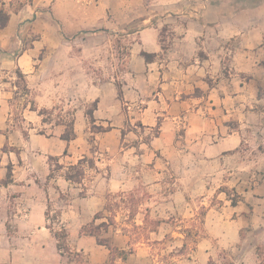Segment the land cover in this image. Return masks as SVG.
Segmentation results:
<instances>
[{
    "label": "crops",
    "instance_id": "0c3cea01",
    "mask_svg": "<svg viewBox=\"0 0 264 264\" xmlns=\"http://www.w3.org/2000/svg\"><path fill=\"white\" fill-rule=\"evenodd\" d=\"M0 7L9 16L0 28V264H75L74 253L108 264L110 251L81 230L104 223L94 218L108 198L136 189L147 192L150 208L164 207L165 219L190 222L197 205L204 210L196 243L190 227L176 225L183 254L170 264H207L212 252L242 250L243 234L264 222V0H0ZM163 29L171 37L165 49ZM120 33L133 43L124 94L157 85L159 101L118 99L112 81L88 83L70 63L66 47ZM17 68L29 90L18 124ZM65 108L70 141L53 120ZM82 159L93 165L81 166L79 183L68 181V168ZM225 188L237 191L235 203ZM159 225L152 234H165ZM57 228L66 234L61 250ZM146 248L125 263L147 264Z\"/></svg>",
    "mask_w": 264,
    "mask_h": 264
},
{
    "label": "rangeland",
    "instance_id": "374dc122",
    "mask_svg": "<svg viewBox=\"0 0 264 264\" xmlns=\"http://www.w3.org/2000/svg\"><path fill=\"white\" fill-rule=\"evenodd\" d=\"M89 4V3H87ZM171 39L170 33L162 30L160 34V44L163 49L169 46V40ZM133 43L130 39L122 37V34L113 37H101L98 39L83 38L77 41L75 44H71L66 47L65 51L68 54L70 63H77L76 67H81V74L85 70L88 83L98 84L101 82L112 81L117 89V98L127 101H136L141 104L146 99L158 100L159 86L154 85L152 90H148L141 86L135 89L133 92L125 93L122 90L123 85L126 84V78L128 77V61L132 53ZM135 51L138 47L134 48ZM81 52V53H80ZM146 54V53H144ZM142 55V53H141ZM143 57V56H142ZM151 58L149 59L152 60ZM144 58V57H143ZM145 60V59H144ZM159 60V59H158ZM148 61V62H149ZM14 70L13 84L14 95L12 96V114L13 120L16 124L20 121V111L22 110V101L26 99V96L21 91L20 81ZM93 106L88 105V111L91 112ZM45 120L50 119L47 112H41ZM54 123L69 125L72 121L71 108L61 109L56 112ZM90 130L93 133H97L93 127L101 128L104 130L105 126H92L89 125ZM66 130V129H65ZM137 131V129H136ZM156 132L154 128L152 134ZM92 137L88 136V142ZM91 161V160H89ZM54 164V163H53ZM68 173V171H67ZM225 197L235 203L238 200V193L233 188H225ZM147 192L136 189L133 192L126 193L124 195L114 196L107 199L104 206V211L100 215L105 219L104 223L108 225L107 232H100L99 236L110 243L113 242V253L108 264H126L125 261L132 254V251L142 248L143 245H148L151 248H146L144 258L147 260V264H153L151 260L161 261L164 264H170L179 255L183 254V251L176 246L177 236L173 234L175 227L188 226L190 227L188 240L196 243L197 236L200 235L201 221L204 214L203 208L199 205L196 206V215L190 221H184L180 223L182 218L175 220V216L165 219L168 215L160 214L159 211L164 207L159 208L158 204H153L150 208L147 204ZM155 208V209H154ZM154 209V210H153ZM110 219L112 220L110 222ZM161 225L162 232L165 234L154 235L152 233L158 232V227ZM58 230L57 233H60ZM118 236V237H115ZM95 238V237H94ZM96 240V238H95ZM97 242V241H96ZM242 250L238 247H232L231 249L212 252L207 264H264V222H262L256 229L251 231V234H243ZM246 249V251H245ZM188 252H185V257H188ZM75 264H86V258L82 254H71ZM143 260V257L140 258ZM182 261V260H181ZM197 264H202L197 262Z\"/></svg>",
    "mask_w": 264,
    "mask_h": 264
},
{
    "label": "trees",
    "instance_id": "16d2710c",
    "mask_svg": "<svg viewBox=\"0 0 264 264\" xmlns=\"http://www.w3.org/2000/svg\"><path fill=\"white\" fill-rule=\"evenodd\" d=\"M8 14L3 10L2 7H0V28H3L6 24H7V21H8ZM142 56L144 57L145 61L148 62L149 59L151 58V55H148V54H144L142 53ZM19 81H20V85H21V91L24 95H28L29 94V90L27 88V85H26V80H25V76L24 74L21 73V71L17 68L16 71H15ZM94 107V106H93ZM41 114V112H40ZM88 116H90V113H88ZM93 129H96L98 132H102L103 130L101 128H96V127H93ZM63 140L65 141H70L72 139H74V132H73V125H72V121L70 122L69 125L66 126V130L64 132V134L62 135L61 137ZM83 164H87L88 166H92L93 165V162L92 161H89L87 159H82L81 161L78 162L77 165L75 166H71L68 168V173L66 174V179L68 181H71V182H74V183H79L81 178H82V175H83V170L81 168V166ZM98 218H101V215L98 214L95 216L94 219H98ZM112 220L110 219V222ZM108 225L110 224H107V223H101L99 224L98 226H95L94 223H92L91 225H89L88 227L86 228H83L81 230V233L83 235H89V236H93L96 238V241L99 245H102L104 247H106L110 253H113V247L110 245V243L104 239H101L100 238V232H106L107 231V228H108ZM57 241H58V244H57V247L59 250L65 248V239H66V234L65 232L61 231L60 233H56L55 235Z\"/></svg>",
    "mask_w": 264,
    "mask_h": 264
},
{
    "label": "built area",
    "instance_id": "2783aa9c",
    "mask_svg": "<svg viewBox=\"0 0 264 264\" xmlns=\"http://www.w3.org/2000/svg\"><path fill=\"white\" fill-rule=\"evenodd\" d=\"M81 2L90 3L91 1L95 2V0H80Z\"/></svg>",
    "mask_w": 264,
    "mask_h": 264
}]
</instances>
